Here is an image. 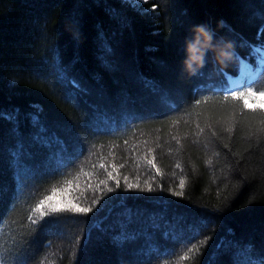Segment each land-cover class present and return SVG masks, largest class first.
<instances>
[{
    "label": "trees",
    "instance_id": "trees-1",
    "mask_svg": "<svg viewBox=\"0 0 264 264\" xmlns=\"http://www.w3.org/2000/svg\"><path fill=\"white\" fill-rule=\"evenodd\" d=\"M197 25L232 59L188 74ZM263 48L264 0H0V264H259Z\"/></svg>",
    "mask_w": 264,
    "mask_h": 264
},
{
    "label": "snow or ice",
    "instance_id": "snow-or-ice-1",
    "mask_svg": "<svg viewBox=\"0 0 264 264\" xmlns=\"http://www.w3.org/2000/svg\"><path fill=\"white\" fill-rule=\"evenodd\" d=\"M143 2L144 3H147L148 0H143ZM155 7L156 6L153 5V9H155ZM69 23L73 26V29L78 34L79 33V21L76 18H74V17H69ZM233 43H235V41ZM106 51L109 54H111V52H112L111 47L110 46H106ZM101 59H102V66L106 70H108V71H116L117 70V66H116V62L115 61H109L107 59H104L103 57H101ZM61 71L63 72L62 69H61ZM71 83H73V85L76 86V87L79 86V85L76 84V82L74 80L71 81ZM101 92L103 94V88H102V86H101ZM245 94L252 95L253 94V88L251 86L248 87L247 89L244 90V93H241V92H238V91H229V92H227L224 95L223 99L224 100H228L229 97L236 98L238 96H243ZM260 95H264V92H260ZM69 98H71V95L69 96ZM199 103H200V101H197V104H199ZM33 107L34 108H38L39 106L38 105H33ZM9 119H11V117H9ZM32 120H33L34 123L39 122V118L36 115H32ZM40 131L41 132H45V131H47V129L43 125H41ZM37 138H39V137H37ZM57 142L61 145V150L62 151H64V152H67L68 151V148L63 143V141H57ZM225 147H227V145H225ZM151 151L152 150L149 149V152H151ZM148 163L151 164L152 167H155V164L153 163L152 160H149ZM101 167H103V165H101ZM177 167H179V164H177ZM113 171H115V169ZM157 171H159V170L157 169ZM108 175H109L110 178H113V172H109ZM125 179H127V178H125ZM127 186H128L129 189L138 188L139 187L138 185H134V184H131V183H129ZM181 186H183V181H181ZM117 187H119V180H117ZM140 190L143 191V189H140ZM108 191L111 192L112 189L109 188ZM148 191L149 192L152 191L151 186H149ZM174 195L180 196L181 193L180 192H176V193H174ZM93 203H96V201H93ZM41 204H44V201H41ZM50 208H51V213H53V214H57V213H60V212H65V211H67V212H80V213H89V212L92 211V209L90 207H77L75 205H72V206H69V207H66V208H60V207L56 206L55 204H52V205H50ZM47 214H48V210L47 209H45L44 211H40V217L41 218H43ZM33 223L35 224L36 221H33ZM51 223H52L53 227H55V221H52ZM86 248H87V243H85L83 245V247L79 249V251L80 252H84V250ZM23 264H27V262L24 261ZM237 264H239V261H237ZM246 264H257V261L255 259H253V257L251 255H248ZM259 264H264V254H261L260 260H259Z\"/></svg>",
    "mask_w": 264,
    "mask_h": 264
},
{
    "label": "clouds",
    "instance_id": "clouds-1",
    "mask_svg": "<svg viewBox=\"0 0 264 264\" xmlns=\"http://www.w3.org/2000/svg\"><path fill=\"white\" fill-rule=\"evenodd\" d=\"M207 52H212L214 60L221 65L232 59L231 43H213L212 34L204 25L194 26L191 39H186L185 42L183 70L188 74L197 72L203 66Z\"/></svg>",
    "mask_w": 264,
    "mask_h": 264
},
{
    "label": "rangeland",
    "instance_id": "rangeland-1",
    "mask_svg": "<svg viewBox=\"0 0 264 264\" xmlns=\"http://www.w3.org/2000/svg\"><path fill=\"white\" fill-rule=\"evenodd\" d=\"M122 1H126V2H131V3H134V4H139L141 2H143V0H122ZM253 79L250 80V82L252 81ZM231 85L233 88H237V87H241L243 85V78H240V79H231ZM258 101V104L260 105H264V97H259L256 99V102ZM253 105V104H252ZM114 160V158H112ZM51 204H55L56 206H66V207H69L71 206V202H68V201H60L58 198L57 199H53L51 201ZM80 213V212H79ZM64 234V233H62ZM61 235V233H60ZM62 237V236H60Z\"/></svg>",
    "mask_w": 264,
    "mask_h": 264
},
{
    "label": "bare ground",
    "instance_id": "bare-ground-1",
    "mask_svg": "<svg viewBox=\"0 0 264 264\" xmlns=\"http://www.w3.org/2000/svg\"><path fill=\"white\" fill-rule=\"evenodd\" d=\"M261 55H264L263 51H261ZM231 77H228V81H230Z\"/></svg>",
    "mask_w": 264,
    "mask_h": 264
}]
</instances>
